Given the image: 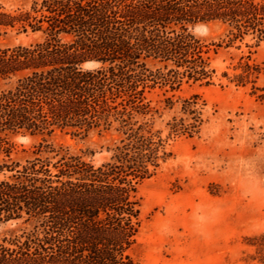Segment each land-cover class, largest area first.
Instances as JSON below:
<instances>
[{
    "label": "trees",
    "instance_id": "trees-1",
    "mask_svg": "<svg viewBox=\"0 0 264 264\" xmlns=\"http://www.w3.org/2000/svg\"><path fill=\"white\" fill-rule=\"evenodd\" d=\"M27 3L0 13L1 29L41 36L0 48L8 86L0 90V150L10 159V136L42 141L25 163L0 166L10 174L0 180V225L19 227L0 239V264H138L131 256L142 227L138 187L157 174L161 144L133 121L148 114L158 80L206 74L195 27L220 24L231 41H263L264 0ZM88 62L100 67L86 71ZM113 129V155L100 166L47 140L57 131L86 137Z\"/></svg>",
    "mask_w": 264,
    "mask_h": 264
},
{
    "label": "rangeland",
    "instance_id": "rangeland-1",
    "mask_svg": "<svg viewBox=\"0 0 264 264\" xmlns=\"http://www.w3.org/2000/svg\"><path fill=\"white\" fill-rule=\"evenodd\" d=\"M27 5L0 0V13ZM192 34L208 60L206 74L158 80L147 93L148 114L133 121L156 136L161 160L157 174L138 187L142 227L131 256L138 264H263L264 40L231 41L220 24L199 25ZM40 39L0 28V48ZM99 67L83 65L86 71ZM7 87L0 81V90ZM114 138L113 129L86 137L57 131L47 140L100 166L111 159ZM8 141L14 149L10 159L0 150V166L25 163L42 138ZM9 175L0 172V180ZM18 229L14 222L1 224L0 239Z\"/></svg>",
    "mask_w": 264,
    "mask_h": 264
}]
</instances>
